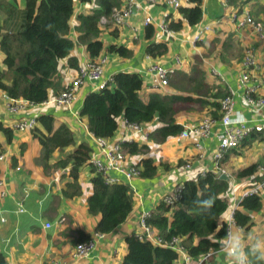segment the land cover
I'll return each instance as SVG.
<instances>
[{"label":"crops","instance_id":"obj_1","mask_svg":"<svg viewBox=\"0 0 264 264\" xmlns=\"http://www.w3.org/2000/svg\"><path fill=\"white\" fill-rule=\"evenodd\" d=\"M96 1L74 0L75 13L70 21L69 36L76 41L72 54L78 55L80 66L91 58L85 46L77 41L78 15L91 13L97 7ZM121 1L122 6L125 0ZM136 1L140 3V8L129 17L126 24L118 26L111 21L101 20L100 37L105 48L100 56H108L104 66L105 76L112 77L118 71L139 72L144 88H150L153 81L148 73L150 66L161 64L172 68L176 59L180 57L183 64L175 72L179 70L189 72L195 62H200L209 83L223 81L228 90L234 92L235 109L243 113L252 127L256 125L263 127L261 131H252L236 149L224 151L220 159H223L222 169L231 178V186L239 184L238 188L242 190L248 179L238 180L235 174L251 163L264 165V105L256 107L245 102L244 90L239 81L240 68L244 50L248 46H254L261 65L254 78L264 76V40L249 28L237 30L230 14L234 10L247 7L254 17L264 20V0H204L202 21L194 26L185 21L183 28L173 35L161 33L159 26L167 13L175 19L182 18L178 9L150 4L146 0ZM224 2L228 5L224 6ZM18 6L19 10L24 9V0H18ZM147 15L152 17L150 24L156 28L153 40L169 42V50L163 56L151 57L146 53L148 40L145 31L148 24L146 25L144 20ZM0 18L3 22L2 14ZM204 25H211L212 30L196 41L195 33ZM113 44L129 48L133 55L122 57L117 52L109 51L108 47ZM5 58L0 39V69L3 71L7 70ZM214 69L224 75V80L213 74ZM59 73L57 89L51 90L50 99L67 88L77 75L78 69L71 68L66 57L60 60ZM252 84L255 85V82ZM148 89L144 90V93ZM165 90L167 93L175 92L171 88ZM90 91H92L90 84L82 86L78 99L71 109L42 103L30 105L24 113L14 114L7 109L8 95L0 89V253L5 255L7 264H41L48 261H61L66 264H121L128 252L127 237L140 230L141 213H152L166 195L174 192L179 183H184L198 173L217 170L215 154L220 143L219 135L223 131L220 122L221 112L219 117H214L218 122L206 139L198 141V138L193 136L184 138L178 135L170 137L163 143L152 140L151 143H146L151 146L146 154L130 155L136 164L145 156L154 158L158 165L157 174L153 178L136 177L130 182L131 185L128 183L134 198L131 215L113 232L96 235V226L101 215L91 213L87 205V200L92 194L94 176L92 168L86 165L81 170L80 183L83 193L67 198L64 190L69 181V171L55 165L63 152L56 150L46 167L40 160L42 145L34 131L16 129V124L21 119L51 114L54 116L56 128L65 124L74 133L75 145L68 147L66 152L74 150L82 142L89 143L95 148L88 118L80 114L85 96ZM258 93L264 94V90L259 89ZM209 109L202 106L183 111L175 116V122L184 127L194 126L204 117L210 116ZM118 122V131L109 139L112 142L120 141L132 132L124 118H119ZM158 125L154 123L144 129L150 133ZM5 129H10L11 141L8 140ZM197 141L203 144L202 149L197 147ZM262 196L264 200V191ZM21 206L23 211H18ZM227 216H224V219H227ZM252 216L255 224L250 230L238 226L234 229L233 240L237 238L241 240V250L246 256L245 264L252 262L257 253L264 258V207L261 211L252 213ZM47 223L52 226L46 227ZM78 230L95 239L96 248L90 257L74 260L73 252L79 243ZM254 246L258 249L254 250ZM229 248L214 254L211 258L212 264H230ZM248 251L252 252L251 255Z\"/></svg>","mask_w":264,"mask_h":264},{"label":"trees","instance_id":"obj_2","mask_svg":"<svg viewBox=\"0 0 264 264\" xmlns=\"http://www.w3.org/2000/svg\"><path fill=\"white\" fill-rule=\"evenodd\" d=\"M96 2L97 7L91 13L78 15L76 26L77 41L85 46L91 60L97 59L105 48L100 37L101 20L107 18L113 23L114 9L122 3L121 0ZM24 3L25 15L20 18L23 9L19 10L18 0H0V14L4 16L3 22L0 18L1 49L6 55L4 63L7 66L5 71L0 69V89L11 98H23L30 104L40 105L50 99L52 89H57L60 60L67 57L71 68L80 67L78 55L72 54L76 41L69 36L70 21L75 13L74 0H24ZM203 4L204 0H191L188 5L181 6L178 10L182 18L175 19L169 15L168 28L177 32L185 21L191 26L200 23L204 14ZM155 34L156 28L148 24L146 53L160 57L167 54L169 42L154 41ZM108 50L122 57L133 55V51L125 46L113 44ZM112 78L111 86L92 90L85 96L80 112L82 117L88 118L89 131L97 138H112L119 129V118H124L126 122L143 128L158 123L150 131V138L157 143L166 142L170 137L180 135L185 128L175 122L176 115L205 106L210 108L208 115L219 117L221 100L230 93L223 81L212 84L207 81L200 62H195L189 72H173L168 86L160 89L144 88L139 72L118 71ZM169 88L175 92L167 93L165 89ZM37 122L34 134L42 145L41 162L48 167L54 152L58 149L63 152L55 165L69 171V181L64 190L67 198L83 193L81 170L89 165L94 176L87 205L91 213L101 215L96 232H113L134 209L131 186L126 182L109 183L103 173L97 171L89 162L93 151L89 143L82 142L74 150L66 152L68 147L75 145L74 133L65 124L56 128L53 115L42 114L37 117ZM5 130L11 141L10 129ZM122 146L131 156L146 154L151 148L149 144L135 140L123 141ZM222 160L219 161L220 168H224ZM137 165L141 167L144 178H153L157 174L158 165L152 157H143ZM261 166L256 162L248 164L236 173L235 178H248L252 184L261 181L264 179L259 175ZM230 191L231 183L221 179L215 171L198 173L184 181L180 197L173 207L162 200L147 223L166 240L181 238L191 256L202 257L225 243L228 222L224 216L232 206ZM262 193L251 194L240 201L234 212L238 227L250 230L254 226L252 213L264 207ZM77 233V242L91 240L89 234L81 230ZM127 246L128 252L121 264H173L178 257L173 248L142 240L135 233L127 237ZM248 253L251 255L252 252ZM0 264H7L3 253H0ZM246 264H264V258L257 253L252 262Z\"/></svg>","mask_w":264,"mask_h":264},{"label":"built area","instance_id":"obj_3","mask_svg":"<svg viewBox=\"0 0 264 264\" xmlns=\"http://www.w3.org/2000/svg\"><path fill=\"white\" fill-rule=\"evenodd\" d=\"M150 4L162 5L165 7H171L179 9L184 4L191 3V0H146ZM227 2H224V6H227ZM140 8V3L136 0H125L121 7L115 8L112 16V21L115 25L121 26L127 23L129 17ZM165 15L164 21L159 26L161 33L173 35L175 31L168 28L167 17ZM230 18L234 23L237 30H245L246 28L251 29L260 39L264 40V20L257 19L253 16L251 11L247 7L234 10L230 14ZM103 21H107V18H103ZM145 24L152 23V17L147 15L144 20ZM212 30L211 25H204L197 29L195 33V40L199 41L203 36ZM108 61V56H99L95 60H89L85 64L81 65L78 69L77 75L68 84L67 88L61 93L44 102L46 104H54L58 107H64L71 109L78 99L79 91L82 86L90 84L93 91H99L108 86H111L113 76L106 77L104 66ZM183 60L178 57L175 65L172 68H168L161 64H153L148 69V73L152 76V87L153 89L165 88L169 83V76L182 67ZM261 68L257 50L254 46H248L244 50V55L240 68L239 81L240 86L244 90V100L247 104L260 107L264 105V94H259L258 90H264V76L254 78V74L257 73ZM215 76H220L224 80V75L217 70H213ZM255 82V85L252 84ZM233 91L221 100V119L220 122L223 125V131L219 135L220 143L215 154L216 158V173H225L220 168L218 161H220L222 154L227 149H233L239 147L241 142L248 137L252 131H261L262 125H256L252 127L249 124L248 119L245 118L242 112L235 109V101L233 97ZM30 104L23 98L15 99L8 96L7 109L10 113L20 114L24 113ZM218 120L212 116L204 117L199 123L191 127H185L181 137L190 138L196 137L199 139H206L209 137L210 132ZM129 127L132 128V132L120 141H110L107 138H97L94 136L95 148L91 153L89 162L97 169L98 172L103 173L106 180L109 183L114 182H126L129 183L136 177L141 176L142 169L130 158V155L124 150L122 146L123 141L136 140L145 143H151L149 132L146 131L142 126L137 124L128 123ZM38 126L37 118L21 119L16 124L17 130H32ZM196 143L197 147L202 149L203 144L201 142ZM207 171H204L205 173ZM219 175V174H218ZM259 175L264 176V165L259 169ZM248 179V178H247ZM131 185V184H130ZM230 191V199L232 206L227 217L228 232L225 243L218 250H211L206 255L194 258L187 251L179 237H173L171 240L164 239L159 232L148 225L147 219L151 216L150 212H143L139 218L140 230L135 234L142 240H149L157 245L171 247L178 253L177 259L173 264H212L211 258L214 254L219 253L221 250L228 249L233 241L234 229L237 226L234 220V212L239 208L240 201L251 195L262 193L264 191V179L257 181L252 184L248 179L246 185L240 190L238 186L232 185ZM183 188V183H179L174 192L166 195L163 201L170 206H174L180 197V193ZM18 211H23L21 206ZM50 223L46 224V227L50 228ZM97 233L96 235H101ZM96 248L95 239H91L86 242H79L75 246L73 252V259H85L92 255ZM246 262V261H245ZM41 264H66L61 261H48Z\"/></svg>","mask_w":264,"mask_h":264},{"label":"clouds","instance_id":"obj_4","mask_svg":"<svg viewBox=\"0 0 264 264\" xmlns=\"http://www.w3.org/2000/svg\"><path fill=\"white\" fill-rule=\"evenodd\" d=\"M254 246V250H257ZM228 254L231 257L230 264H245L246 256L241 250V240L239 238L234 239L231 247L228 250Z\"/></svg>","mask_w":264,"mask_h":264},{"label":"water","instance_id":"obj_5","mask_svg":"<svg viewBox=\"0 0 264 264\" xmlns=\"http://www.w3.org/2000/svg\"><path fill=\"white\" fill-rule=\"evenodd\" d=\"M218 174H219L221 179L227 180L229 182L231 181V178L227 173H218Z\"/></svg>","mask_w":264,"mask_h":264},{"label":"rangeland","instance_id":"obj_6","mask_svg":"<svg viewBox=\"0 0 264 264\" xmlns=\"http://www.w3.org/2000/svg\"><path fill=\"white\" fill-rule=\"evenodd\" d=\"M25 10L23 9V11L20 13V15H21V18L25 15V12H24ZM108 20V19H107ZM109 21V20H108ZM107 23H109V22H107ZM236 175V174H235ZM238 180H241V178L240 179H238ZM237 186H239V184H237ZM228 213L229 212H227L226 214H225V216H227L228 215ZM228 217V216H227Z\"/></svg>","mask_w":264,"mask_h":264}]
</instances>
